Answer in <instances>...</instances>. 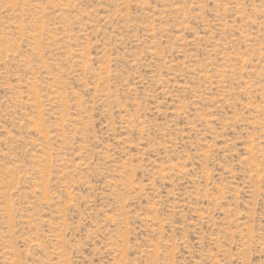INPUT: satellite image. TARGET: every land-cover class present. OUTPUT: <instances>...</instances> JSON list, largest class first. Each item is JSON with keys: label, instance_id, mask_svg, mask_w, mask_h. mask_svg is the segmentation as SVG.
I'll return each mask as SVG.
<instances>
[{"label": "rangeland", "instance_id": "1", "mask_svg": "<svg viewBox=\"0 0 264 264\" xmlns=\"http://www.w3.org/2000/svg\"><path fill=\"white\" fill-rule=\"evenodd\" d=\"M0 264H264V0H0Z\"/></svg>", "mask_w": 264, "mask_h": 264}]
</instances>
